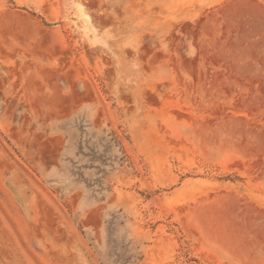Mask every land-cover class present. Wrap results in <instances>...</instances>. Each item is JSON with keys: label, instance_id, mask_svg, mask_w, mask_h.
Returning a JSON list of instances; mask_svg holds the SVG:
<instances>
[{"label": "rangeland", "instance_id": "obj_1", "mask_svg": "<svg viewBox=\"0 0 264 264\" xmlns=\"http://www.w3.org/2000/svg\"><path fill=\"white\" fill-rule=\"evenodd\" d=\"M0 264H264V0H0Z\"/></svg>", "mask_w": 264, "mask_h": 264}, {"label": "bare ground", "instance_id": "obj_2", "mask_svg": "<svg viewBox=\"0 0 264 264\" xmlns=\"http://www.w3.org/2000/svg\"><path fill=\"white\" fill-rule=\"evenodd\" d=\"M16 35H18V34H16ZM46 38V37H45ZM46 43V42H45ZM54 48V47H53ZM54 51V50H53ZM156 55V54H155ZM164 56V55H163ZM156 57V56H155ZM192 63V62H191ZM192 67V66H191ZM57 97V96H56ZM64 97V96H63ZM70 99V98H69ZM77 100V99H76Z\"/></svg>", "mask_w": 264, "mask_h": 264}]
</instances>
